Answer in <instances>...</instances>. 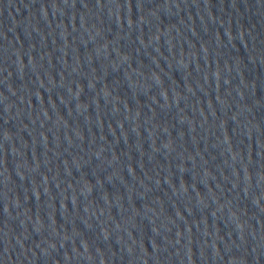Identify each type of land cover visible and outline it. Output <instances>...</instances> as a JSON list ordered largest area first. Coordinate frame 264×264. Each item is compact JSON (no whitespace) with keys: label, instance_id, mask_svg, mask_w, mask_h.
Segmentation results:
<instances>
[{"label":"water","instance_id":"1","mask_svg":"<svg viewBox=\"0 0 264 264\" xmlns=\"http://www.w3.org/2000/svg\"><path fill=\"white\" fill-rule=\"evenodd\" d=\"M0 177L65 264H264V0H0Z\"/></svg>","mask_w":264,"mask_h":264}]
</instances>
